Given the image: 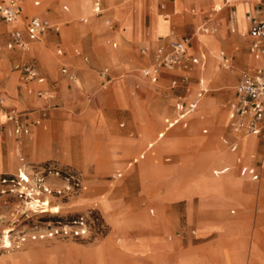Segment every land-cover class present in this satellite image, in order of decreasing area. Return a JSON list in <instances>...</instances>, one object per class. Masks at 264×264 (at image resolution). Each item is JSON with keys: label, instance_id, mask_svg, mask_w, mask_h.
Wrapping results in <instances>:
<instances>
[{"label": "rangeland", "instance_id": "rangeland-1", "mask_svg": "<svg viewBox=\"0 0 264 264\" xmlns=\"http://www.w3.org/2000/svg\"><path fill=\"white\" fill-rule=\"evenodd\" d=\"M107 2V7L112 11V17L115 18L116 7L110 3V0H104ZM141 3L140 0H124V2ZM145 2V9L139 17V32L142 37L140 44H133L126 46V58H121V52L124 50V46L121 43V38L128 40L132 36L131 24L129 22L118 25L113 38L104 34L99 29L94 27H87L81 23L85 17H90V3L91 0H69V4L63 0H46V12H52L59 15L61 12L60 7L66 5L70 12L67 15L62 16L61 21L64 17L66 19L71 18L67 21L66 25H62L53 18H47V23L50 27L57 26L58 34L53 31H47L44 35L46 54L50 58H55L56 43L58 38L61 41L60 48L67 56H74L75 52L79 53L77 61L81 65V69L88 71L92 76L95 77L96 85L93 86L90 93L84 98L70 101L66 106L60 104L57 100H52L47 104L48 109L45 111V118L48 117L49 113L61 112L65 115L76 116L79 115L84 109H91L98 113L100 117L94 114H86L84 119L90 124H96V131H103L106 128L105 118L110 130L111 136L118 139H127L126 145H140V147L134 152L123 153L116 148L117 140H109V144L101 152L100 169L104 172H97V162H92L89 168V172L86 174L78 169L71 163L56 165L66 167L72 170H77L84 177V191L76 193H67L62 195L50 196L47 200V207L44 213L37 211L27 210L21 199L10 195L0 197V246L4 243V236L8 237L7 240L10 242L11 249L7 251L0 250V264H130L128 261L123 260L119 255L129 253L141 254L146 249L142 247L139 250L137 246L128 244L124 240H120L118 235L128 225V219L124 214L138 217H145L148 220H154L158 216L165 219L166 226L170 229V232L165 234L161 241L164 242H177L185 240H191L193 245H201L205 242H210L216 239L218 236L224 237V245L210 248L207 251L206 256L202 255H186L184 253H178L173 256L175 264H219L216 260L220 259V264H264V235L256 234V231L261 232L264 229V175L258 183L259 189L255 194L250 196L247 200L243 196H239L240 192H245V184L247 183L243 179L236 177L238 176V166L230 163L233 161L235 155L242 157L246 162L251 160L254 156L256 161H259L260 157H256V154L261 150L262 142H259L257 146L258 153H249L246 157L241 155V148L238 145L236 151L238 154H229L227 144L230 143L233 131L230 128L228 121L226 122L225 116L228 114V104L233 101L234 87L237 83L240 71L243 69V65L235 61L239 66L234 64V58L230 57L235 55V46L239 49V44L235 43L233 49L225 51L220 48L214 50L213 56L217 57L213 60L212 64L208 65L206 76L210 79L204 84L206 93L200 98L203 101H207L208 104L200 107L197 105L195 113L192 115L194 118L190 121L185 129L174 127L165 133L154 145L152 154H146L145 159L139 162L132 170L131 175H123L122 179L117 180L113 183L114 187L109 189L107 187L108 176L116 169L123 166L125 160L133 157L144 146L155 139L156 134L162 127V120L173 114V105L177 102H189L187 94L184 93L183 89L179 88L176 83L175 86L171 87L170 81L173 79L175 74H179L173 71L161 70L159 78L154 83H149L147 79L142 77L141 70H143L147 64L140 63L138 50L141 47H146L144 42V34L147 32L148 19L150 12V27L148 29V38L155 40L157 37H167L171 34L170 20L162 19L163 14H158L155 11V6L158 7L163 5L170 13V18L173 20L174 25L172 26V35L170 40L166 41L162 47L165 49L168 44L173 41L179 40L181 37L190 35L193 30L189 29L187 25H181L180 21L188 14L184 11L179 14L172 16L170 12V4L164 0H151V6L149 0H143ZM214 3V0H212ZM253 2L254 0H250ZM41 3V4H42ZM154 4H156L154 6ZM175 9L178 6V2L173 3ZM232 5L241 6L242 3H230ZM70 5V7H69ZM151 7V8H150ZM151 9V10H150ZM190 9V8H189ZM207 7L203 8L200 16L204 17L207 14ZM160 10V9H159ZM162 10H160L161 12ZM230 12L227 14V20L230 19ZM241 20V16H240ZM176 23V24H175ZM100 25V24H95ZM199 26V25H198ZM0 21V60H2L3 66L0 67L3 72L14 73L16 77L15 85L18 86L25 92L24 82L20 80V76L13 70L15 64H19L24 60L25 53L12 49L7 50L5 43L8 39V33L10 29ZM51 30V29H50ZM214 33L208 32V34L195 33L194 39L200 38L203 40V36L219 37L224 38L223 31L222 35H219L220 29H214ZM174 37V38H173ZM237 35L224 38L227 44L234 42ZM230 39V41H227ZM240 39V38H238ZM242 41V39H240ZM116 43V48L111 49L110 44ZM43 42L33 43L32 47L38 54L43 47ZM161 44H158V46ZM199 46L203 50V44L199 43ZM245 45L240 47V52L245 54ZM151 46H148L150 50ZM92 49H96L99 53L110 55L109 59L115 60L112 62L113 66L99 65L95 63L92 56ZM120 49V51H119ZM155 50V49H154ZM221 52L227 59V67H221L220 54ZM238 54L239 58H247L246 56ZM81 55V56H80ZM86 57L87 62L83 63L80 57ZM211 56V57H213ZM206 57V53H205ZM117 59V60H116ZM208 58L206 57L204 67L207 68ZM153 62V61H152ZM151 62V64H152ZM242 65V66H241ZM151 66V65H150ZM76 72V78L79 80V67L73 66ZM191 70H196V67L191 66ZM205 68V69H206ZM103 69H108L113 79L121 77L126 81H130L127 96L130 100H133L142 112L143 124L141 131H136L137 121L133 122L129 119V112L131 108L119 109L116 106H124L125 98L124 92L121 87L123 83L122 79H116L111 84L108 91L101 89L99 84V72ZM57 76L61 77L58 73V66L56 68ZM174 74V75H172ZM86 74H82V82L85 80ZM62 79V85L65 87L66 82ZM189 83L196 85L197 77H192ZM198 79H201V75L198 72ZM210 81V82H209ZM86 86V85H85ZM84 86V87H85ZM142 88V89H141ZM144 88V89H143ZM78 92H82V85L80 87H72ZM197 91L195 87L194 92ZM116 98L117 104L112 95ZM32 97V94L30 95ZM191 96V97H192ZM34 97V95H33ZM180 97V99H178ZM185 97V99H182ZM5 103V100H4ZM136 110H138L136 108ZM103 117V118H102ZM224 118V125L217 122ZM47 124V123H46ZM119 124H123V127H119ZM56 129L59 125L56 124ZM50 128L48 127V130ZM66 130V129H65ZM202 130H206L202 133ZM72 131L77 133L78 140L83 143V148L75 150L73 153L74 162L80 166L85 167L88 162L92 159V155L87 150L89 138L81 130L73 128ZM11 134V133H10ZM229 134V137L227 136ZM13 137V135L11 134ZM54 132L53 139L61 142V136ZM111 136H96V141L102 143L105 138ZM248 136V135H239ZM70 135L67 136L69 140ZM138 138V140H131ZM244 137H238V143ZM248 137L247 139H252ZM41 140V138H40ZM143 140V142H142ZM225 140L227 143L223 144ZM245 144V140L242 141V145ZM16 143L12 144L11 150H8L7 156L12 160L13 150L16 147ZM159 145L161 152H158ZM211 147H215L212 153H207ZM225 151L222 154V159H219L217 150ZM114 153V154H113ZM206 155L202 158V155ZM153 155V156H151ZM228 157H231L229 161H226ZM168 158V162H164V159ZM117 160V162H116ZM146 161L143 169L141 163ZM242 163L243 161L240 160ZM51 162V161H50ZM116 162V163H115ZM246 164V163H243ZM33 165V164H29ZM169 166L177 168L178 176L182 177V180H188L181 188L182 192L186 194H198L202 198L209 200L208 206L215 216L219 215V212L224 207V201H238L237 204H244L240 207L227 205L222 211L223 222L232 221H245L243 223H234L228 228L227 233L225 230L219 233L212 234L203 239L194 240V235L190 232L194 230L192 227H185L184 219L180 216V206L172 208L169 204H164L159 209L151 204L150 198L145 194L138 192L137 186L134 180L131 179L133 174L138 169L137 175L143 176L148 174L155 175L159 174V169H164ZM173 169V168H172ZM227 169V173L223 176L213 177L212 171ZM262 169L264 171V155L262 160ZM109 170V171H108ZM230 170V171H229ZM11 171V170H9ZM233 173V174H232ZM129 174V173H128ZM235 175V176H234ZM47 185L52 190H59L63 188V183L53 177H47L44 179ZM88 181H92L95 187H91ZM230 190L235 191V194H231L229 198L225 197L224 191ZM159 192V191H158ZM180 192V191H176ZM238 192V193H236ZM140 195L139 199L137 196ZM118 200L122 202L123 210H117L114 212V206H112L109 200ZM226 198V199H225ZM136 199V201H134ZM203 200V199H202ZM106 203L110 205L108 209ZM180 205V204H179ZM96 208L100 214L104 224L101 223L98 216L94 211H90L89 208ZM202 208H205L203 205ZM50 210V211H49ZM149 210L152 213L149 214ZM120 211H123L120 212ZM230 211H233L230 214ZM89 212L95 216V221L92 220V215L89 216ZM82 216L87 217L89 224V236L91 242L88 240H74V239H44V240H29L31 235L35 232L44 233L46 230L51 229L57 224L67 223L70 220L76 219V217ZM94 218V217H93ZM118 218H122L124 224L116 222ZM120 219V221H122ZM91 221V223H89ZM245 225V227H244ZM110 230V231H109ZM186 235V236H185ZM198 232L196 233V236ZM23 236L25 241L21 244L18 243L17 239ZM93 240V241H92ZM95 240V241H94ZM7 245V244H6ZM113 250L120 251V254H115ZM243 253V254H242ZM210 260V261H209ZM161 264H164L161 263Z\"/></svg>", "mask_w": 264, "mask_h": 264}, {"label": "crops", "instance_id": "crops-1", "mask_svg": "<svg viewBox=\"0 0 264 264\" xmlns=\"http://www.w3.org/2000/svg\"><path fill=\"white\" fill-rule=\"evenodd\" d=\"M8 0H0V5H5ZM46 0H21V3L19 5V11L17 14V23L15 24L16 29L20 31L21 38L24 42L27 43V49L22 51L18 48L14 47L12 49L19 50L23 53H25L24 60L20 62L19 64H15L13 66V70L18 73L20 76V80H22V74L20 71L21 64H28L31 66V68L34 70L36 74V78L40 79L41 81L38 82L37 80L32 81H23L24 86L28 85L27 88H25V92L20 89L18 86L15 85L16 77L14 73L9 72H3V70L0 69V175H10L14 174L18 166L23 163L25 166L28 167H35L40 165H53L56 168L60 169H66L72 172L77 176V178L80 181L81 186L83 187L84 191V177L80 174L77 170H72L66 167H61L55 164V162H58L59 164L64 163H71L75 165L78 169H80L84 173L89 172V168L91 166L92 162H97L96 171L99 173L104 172L100 169V160H101V152L105 147L108 146V139L117 140L116 148L119 149L123 153L128 152H134L136 151L140 145H133L128 146L126 145L127 139H118L116 137L111 136V130L105 120L106 128H104L103 131H96L97 128V121L96 124H90L86 118L84 119L85 115L90 113L94 114L95 116H98L101 118V116L98 115L97 112L91 110V109H84L79 115L71 116L68 114H64L61 112H50L48 117L45 118V111L48 109L47 104L50 103L52 100L58 101L63 106H66L68 102L75 101L77 99H82L84 96H87L93 86L96 85L95 77L92 76L88 71L81 69V65L77 61V56H79V53L75 52L74 56H67L65 52L62 51L60 48L61 41L58 38V43H56V48L54 51L55 58H50L46 54V48H45V40L44 35L45 33L49 31H53L54 33L58 34V27L54 26L48 27L47 29H44L38 37L34 41H28L24 26L27 23L29 19L32 17H36L40 20L46 21L47 18H53L57 22H59L62 25H66L67 21L70 20L66 19V17L62 19V16L67 15L70 10L67 9L66 5H62L60 7V10L62 13L59 15H50L54 14L52 12H46ZM66 1L69 4V0H63ZM141 3L134 4L133 2H124V0H110V3L116 7V17H112V11L107 7V2L104 0H91L90 3V17H84L81 21L82 24L87 25V27H94L96 26L97 29H99L104 34L110 36L113 38L114 33L116 32L118 25L122 23L129 22L131 24V32L132 36L125 40L121 38V43L124 46L123 52H121V58H126V46H131L133 44H140L142 42V37L139 32V17L143 13L146 5L143 0H140ZM168 1L170 4V12L172 16H175L179 14L180 12L184 11L188 14V16H184L180 21L181 25H187L189 29L193 30V32L188 35L181 37L179 40L173 41V42H183L185 44V55L187 57H193L198 59V64L194 65L193 67H196V70H189L188 72V81L186 84L180 83V74H172L173 79L170 81V85L172 81H175L179 88L183 89L184 93L187 94L188 101H192L195 99L196 94L199 92V90L202 89L203 93L201 97L207 92L205 88H202L200 86V81L198 79V72L200 69H202V66L205 63V51L202 53V48L199 46L200 44H207L206 51L208 52V56H206L208 59L212 58L213 60L216 59L215 56H213V51L218 49V47L225 51H229L233 49V45L235 43L239 44V49L237 46H235L234 53L235 55L232 56L230 53V57L234 58V64L236 66H239L242 64L244 67L240 71V74L238 76L237 84L240 82V76L241 73L246 70H253L258 67V62L253 60L249 46H250V38L247 36V30L249 28V19L250 18H259L264 20V0H254L253 2H247L242 1L241 6L235 4V10L237 12V26L236 24H233L234 28H239L240 22V16L243 18L244 22V36L245 38L240 41V39L235 38L234 42H231L227 44V42L224 40V38H228L231 36H234V32H230V19L227 20V14L231 12L232 7L230 6H220V8L215 9L214 4L221 3L220 0H214V3L212 0H164ZM175 1L178 2V6L175 9V5L173 4ZM150 6H151V0H149ZM156 2V0H155ZM36 3V5H34ZM42 3V4H41ZM94 4H97L98 6V12H93V6ZM156 4H154L155 6ZM70 7V5H69ZM207 7V12L204 14H207L206 16L202 17L199 14H202L201 11L203 8ZM151 8V7H150ZM190 8V9H189ZM162 10L160 12V10ZM151 10V9H150ZM155 11L158 14H166L168 16V19L170 20V24L168 27L170 28L172 35V26L174 25L173 20L170 18V13H168V10L161 5L155 6ZM1 21V20H0ZM3 24H5V29L7 25L3 21H1ZM100 24V25H95ZM176 24V23H175ZM199 25V26H198ZM13 27L10 26V30ZM150 27V12H149V19H148V27L146 29V33L144 34V42L146 43V47H141L138 52L141 58L139 59L140 63L147 64L143 70H141V75L145 79L149 81V83H154L159 78V75L162 72H159L156 76V79L154 82H151L150 77L148 75H144V71L147 70L151 62L153 61V52L156 47H158V44H161L159 46H162L165 44L166 41L170 40V35L167 37H157L155 40H150L148 38V29ZM211 28L214 29H220L219 35H223L224 38L216 37V41H212L211 36H203V40L196 39L193 40L195 33L204 34L206 32L200 31L201 29H205L206 31H210ZM51 29V30H50ZM10 33V31H9ZM8 33V39L5 43L6 44L10 40V36ZM174 38V37H173ZM114 39V38H113ZM227 41H230L228 39ZM43 42L42 50L37 54L33 47V43H41ZM151 46L150 50H148V46ZM245 47V54H242L240 52L241 46ZM111 49L116 48V43L110 44ZM7 49V48H6ZM7 49V50H12ZM204 50V48H203ZM59 51V53H57ZM120 51V49H119ZM143 51V53H141ZM93 59L95 63H98L99 65H107L109 67H112V62L115 60L116 57H114L113 60H110V55H105L103 53H99L96 49H92L91 51ZM220 58L226 59V64L222 65L221 61V67H227L228 65V59L221 53ZM238 54H242L246 56L247 58H239ZM2 55V54H0ZM81 56V55H80ZM213 56V57H211ZM83 63L87 62V58L82 56L80 57ZM117 60V59H116ZM250 61L249 64H244L243 61ZM235 61H237L240 64H237ZM241 65V66H242ZM3 66L2 60H0V67ZM58 66V73L61 77L57 76L56 68ZM79 67V80L76 78V72L74 70V67ZM66 70V74H62L60 72L61 69ZM206 68V67H205ZM208 70L205 69L203 75L201 77H205L209 79L206 74ZM85 73L86 77L85 80L82 82V74ZM69 75H74L75 80L73 82L68 80ZM99 84L102 90L108 91L109 88L116 79H122L121 77L113 79L111 76V73L108 71V69H103L99 72ZM192 77H197L196 79V85H192V83H189L190 80H192ZM66 82L65 87L62 85V79ZM205 79V80H207ZM123 83L121 84V87L124 92V98H125V105L124 106H116L117 101L116 98L113 96L115 101V106L119 109H125V108H131V111L129 112V119L133 122L137 121L136 125V131H141L142 124H143V117L142 112L138 105L133 101L130 100V98L127 96L128 87L130 84V81H126L124 79ZM210 80V79H209ZM79 81L82 85V92H78L75 89H72L75 82ZM210 82V81H209ZM86 85V86H85ZM85 86V87H84ZM171 87H173L171 85ZM197 87V91L194 92V95L192 96V93ZM234 87V88H235ZM142 89V88H141ZM144 89V88H143ZM37 93H40V96H37ZM32 94V97L30 96ZM34 95V97H33ZM192 96V97H191ZM234 96V92H233ZM200 97V98H201ZM200 98L197 100V102L200 100ZM180 99V97L178 98ZM182 99H185V97H182ZM5 100V103H4ZM189 101V102H190ZM184 105H187L189 102H183ZM197 102L195 105V108L190 112L188 115L184 117V123L185 126H182L180 123L174 124L171 128L165 129L164 120H173L176 116V110L175 105L177 102L173 105V114L167 118H164L162 120V127L160 128L159 132L156 134L155 139L149 143H147L144 148L139 151L137 154H135L133 157L127 159L124 161L123 166L119 169H116L112 172L111 175L108 176L107 187L109 189H112L114 187L113 183L117 180L122 179L123 175H131V170L142 160L145 159L146 154H152V150L154 149L155 143H157L166 132H168L170 129L174 127H179L181 129H185L190 121H192L194 118L192 115L194 114ZM203 100L200 101V105L202 104ZM136 108L138 110H136ZM13 112L18 116V120L20 125L24 126L27 130V134L24 136H15L13 133V125L11 122H8L6 117L7 115ZM219 122H217V125L219 123L224 125V118H221ZM142 122V124H141ZM47 123V124H46ZM56 124L59 125V128L56 129ZM48 127L50 128L48 130ZM119 127H123V124H119ZM73 128H77V130H81L85 136H87L89 139L87 150L92 155V159L90 162L87 163V165L83 168L78 166L74 162L73 153L75 150L83 148V143H81L80 140L77 139V133H74L72 131ZM66 129V130H65ZM54 132L56 134L61 136V142L55 141L53 139ZM206 130H202V133H205ZM13 137L11 136V134ZM70 135L69 140L67 139V136ZM111 136L105 138L104 142L97 143L96 136ZM262 135H264V127L262 128ZM59 136V138H60ZM229 137V134L227 135ZM252 139H242L241 142H239V146L241 148V155L247 156L250 152L258 153L257 146L259 142H262L263 145L261 146V150H259V153L256 154V157H260L259 161H256L254 156L251 160L245 161L242 157L240 158L238 155H235L233 158V161L230 163L233 165L238 166V176L247 183L245 186V192L239 194L241 197H245L246 200L255 194L257 190L259 189L258 183L261 179V176L264 175V171L262 169V160L264 155V138L260 136H252ZM41 138V140H40ZM230 138V137H229ZM131 140H138V138L131 139ZM245 140V144L242 145V141ZM143 142V140H142ZM16 143V147L13 150V158L10 160L7 156L8 150L12 147V144ZM223 144H226L227 142L225 140L222 141ZM229 154H238V150L236 151V148H238V140L235 138H230V143L227 144ZM159 149H161L159 147ZM166 149V148H164ZM164 149L159 150L158 152L163 151ZM215 147H211L207 153H212L214 151ZM217 150V149H216ZM219 159H222V154L225 152L223 150H217ZM114 154V153H113ZM206 155L203 154L202 158ZM141 156V157H140ZM153 156V155H151ZM144 157V158H143ZM231 157H228L226 161H229ZM146 160V159H145ZM168 158L164 159V162H168ZM240 160L243 161V164ZM51 161V162H50ZM55 161V162H53ZM117 162V160H116ZM115 162V163H116ZM33 164V165H29ZM141 168L146 164V161H143L141 163ZM173 168V169H172ZM242 168L250 169L252 170V173H246L241 174L240 170ZM11 170V171H9ZM109 171V170H108ZM230 171V170H229ZM138 169L133 174V177H131L132 180L135 181L137 190L142 194H145L147 197L150 198L151 204L155 206L157 209H159L164 204H169L172 206V208H177V206H180L181 211V217L184 219L185 227H192L194 230L190 232L192 235H194V240L197 239H203L206 238L212 234L219 233L220 231L223 232L225 230V233H227L228 228L233 225L234 223H245V221L237 220L232 222H223L221 220L222 218V211L227 205L231 206H237L240 207L244 204H237L238 201L235 199L234 201H224L225 205L219 212V215L215 216L208 206L210 202L207 198H202V196L198 194H186L185 192L181 191V188L188 180H182V177L178 176L177 168L174 166H169L164 169H159V174L151 175L144 174L143 176L137 175ZM129 173V174H128ZM227 173V169L216 170V172L212 171L213 177L223 176ZM233 174V173H232ZM235 176V175H234ZM113 182V183H110ZM89 186L92 188L95 187L94 182L88 181ZM159 191V192H158ZM180 191V192H176ZM264 191V190H263ZM235 191L225 190L223 193L225 197L229 198L232 196L231 194H235ZM238 193V192H236ZM141 197L140 195L137 196V199ZM233 197V196H232ZM109 198V196H108ZM203 199V200H202ZM226 199V198H225ZM112 206H114V212L117 210H123V205L121 201L110 199ZM136 201V199H134ZM180 204V205H179ZM205 206V208H202V206ZM107 208H110V205L106 203ZM93 210L100 219L101 223L104 224L102 215L96 208H89ZM123 213V211H120ZM149 214L152 213V210L148 211ZM233 211H230V214H232ZM124 214V213H123ZM101 215V216H100ZM126 219H128V225L124 228V230L118 235L120 240L126 241L128 244L139 247L138 249L141 250L142 247H145V251L141 254L135 253V254H122L119 255L123 260L128 261L130 264H161L164 262V264H175L173 260V256L178 253H184L186 255L189 254H195V255H202L206 256L207 251L210 248L215 247H221L224 245V237L218 236L216 239L211 240L210 242L202 243L201 245H193L191 244V240H185L183 241H177V242H164L161 241L163 239L164 235L170 232V229L166 226L165 219L161 217H157L154 220H148L145 217H136L124 214ZM122 218H118L115 221H113V224L116 222H121V224H124V221H120ZM105 225V224H104ZM245 227V225H244ZM110 231V230H109ZM198 232V235L196 236V233ZM259 231H256V234L259 236V234L264 235V229ZM186 236V235H185ZM84 240H88L91 242L90 237H87ZM93 241V240H92ZM95 241V240H94ZM115 254H120V251L113 250ZM243 254V253H242ZM210 261V260H209ZM217 262H221L220 259L216 260Z\"/></svg>", "mask_w": 264, "mask_h": 264}, {"label": "built area", "instance_id": "built-area-1", "mask_svg": "<svg viewBox=\"0 0 264 264\" xmlns=\"http://www.w3.org/2000/svg\"><path fill=\"white\" fill-rule=\"evenodd\" d=\"M224 4H229L244 0H221ZM21 0H8L5 5H0V20L6 24H12L10 30V40L6 44L7 49L14 47L19 50H26L27 43L21 38L20 31L16 29L17 14ZM36 5V3H34ZM231 7V6H230ZM93 12H98L97 4L93 6ZM231 17V12L230 16ZM49 27L46 21L32 17L24 26V31L28 41H34L38 35ZM200 31L206 32L205 29ZM230 32H233L230 30ZM247 36L250 38V54L253 60L258 62V67L253 70H246L241 73L240 82L234 88L233 101L228 104V123L233 133L237 135L260 136L264 127V20L259 18L249 19V28ZM59 53V51L57 52ZM143 53V51H141ZM222 65L226 64V59L221 57ZM198 59L187 57L185 55V44L183 42H171L164 49L162 46L155 48L153 52V62L151 66L144 71V75L150 77L154 82L156 76L161 70L173 71L180 74V83L186 84L188 81V72L191 66L197 65ZM20 71L23 81L37 80L34 70L28 64H21ZM62 74H66L63 68L60 70ZM68 80L73 82L74 75H69ZM172 86L176 85L175 81L171 82ZM202 89L196 94L195 99L187 105L178 102L175 105L176 116L173 120H164L165 129L171 128L174 124L180 123L185 126L184 117L195 108L197 100L201 97ZM37 93V96H40ZM8 122L13 125V133L15 136H24L27 130L20 125L18 116L10 112L6 117ZM241 174L252 173V170L242 168ZM47 177H53L63 183V188L52 190L44 181ZM83 190L79 179L75 174L66 169L56 168L53 165H40L28 167L21 163L14 174L0 175V197L10 195L21 199L23 206L29 211H37L44 213L47 207V200L52 194L62 195L67 193H76ZM93 211V210H90ZM89 212V216H91ZM93 216V215H92ZM94 217V218H93ZM91 217L95 221V216ZM87 217L78 216L76 219L67 223L57 224V226L46 230L44 233L35 232L29 237V240L44 239H74L83 240L89 236V224ZM91 223V221L89 222ZM21 244L25 241L21 236L17 239ZM5 246L3 243L0 250L11 249L10 242Z\"/></svg>", "mask_w": 264, "mask_h": 264}, {"label": "bare ground", "instance_id": "bare-ground-1", "mask_svg": "<svg viewBox=\"0 0 264 264\" xmlns=\"http://www.w3.org/2000/svg\"><path fill=\"white\" fill-rule=\"evenodd\" d=\"M221 1V0H220ZM245 1H247V2H251L250 0H245ZM236 3H241L240 1H237ZM214 8L215 9H218V8H220V6H231L232 7V9H231V17H230V29L235 33V35H237L239 38H242V39H244L245 38V36H244V25H243V22H244V20H243V18L241 17V20H242V22H240L241 24H240V26H239V28L237 27L236 29L234 28V26H233V24H236V26H237V12H236V10H235V5H232V4H224L222 1H221V3H216V4H214ZM162 19H166V20H169L168 19V16L166 15V14H163L162 15ZM8 26V29L10 28V26H12V24L11 25H7ZM208 32H211V33H214V30L212 31V30H210V31H206V33H204V34H208ZM199 39V38H198ZM212 41L214 42V41H216V37H213L212 38ZM203 48L204 49H206L207 48V44L206 43H204L203 44ZM219 48V47H218ZM203 53V52H202ZM208 55H210V54H208V52H206V56H208ZM217 58V57H216ZM205 59H206V57H205ZM221 59V58H220ZM212 62H213V59L212 58H209L208 59V61H207V65H211L212 64ZM244 62V64H249L250 65V61H243ZM204 71H205V67H204V65L202 66V69H200V74L201 75H203V73H204ZM205 79H207V78H205V77H201V79H199V81H200V86L202 87V88H204L205 86H204V84H205V82H207L208 83V81L207 80H209V79H207V80H205ZM73 87H80V82L79 81H76L75 82V84H74V86ZM201 101V99L197 102V104L199 105V102ZM206 104H208V102L205 100V101H203L202 102V104L200 105V107L201 106H203V105H206ZM195 113V112H194ZM225 118H226V122L228 121V117L227 116H225ZM221 122V121H220ZM232 134V137L234 136V138L235 139H238V137H244L243 139H247L248 137H252V136H239V135H237V134H235V133H231ZM238 145H239V143H238ZM244 145V144H243ZM158 147H161V145H159ZM141 157V156H140ZM144 158V157H143ZM50 211V210H49ZM7 238L8 237H6V236H4V238H3V240H4V243H3V245H5V246H7L9 243H8V240H7ZM7 244V245H6ZM5 251H7V250H5Z\"/></svg>", "mask_w": 264, "mask_h": 264}]
</instances>
